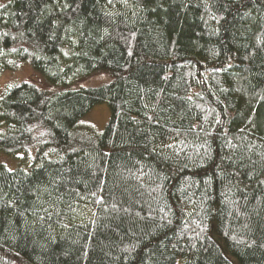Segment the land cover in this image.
<instances>
[{"label":"trees","instance_id":"obj_1","mask_svg":"<svg viewBox=\"0 0 264 264\" xmlns=\"http://www.w3.org/2000/svg\"><path fill=\"white\" fill-rule=\"evenodd\" d=\"M22 62L0 264H264V0H0V74Z\"/></svg>","mask_w":264,"mask_h":264},{"label":"rangeland","instance_id":"obj_2","mask_svg":"<svg viewBox=\"0 0 264 264\" xmlns=\"http://www.w3.org/2000/svg\"><path fill=\"white\" fill-rule=\"evenodd\" d=\"M37 79V77L31 71L30 65L26 62H22L17 66L15 71H7L0 74V90H2L6 85L18 82L22 79ZM107 78L104 74L93 76L89 75L85 77L83 82L87 83H98L105 81ZM108 106L105 102H99L92 105L82 116H80L77 120V124L83 127H87L94 132H100L104 127L107 119H108ZM0 163L5 164L8 168H13L18 164L28 168L30 166L28 158H18L13 157L2 151L0 149ZM211 236L214 240L219 244L221 250L225 254V256L230 259L233 263H235V259L226 252L224 245L222 244V240L215 235L212 230L210 231Z\"/></svg>","mask_w":264,"mask_h":264}]
</instances>
